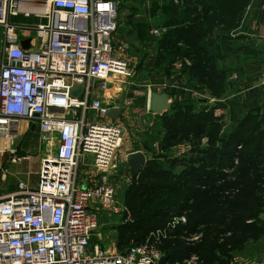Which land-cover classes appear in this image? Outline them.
Returning <instances> with one entry per match:
<instances>
[{
  "label": "built area",
  "instance_id": "obj_1",
  "mask_svg": "<svg viewBox=\"0 0 264 264\" xmlns=\"http://www.w3.org/2000/svg\"><path fill=\"white\" fill-rule=\"evenodd\" d=\"M123 21L114 0H0V136L14 142L25 120L47 148L38 186L20 181L0 198V264H161L148 244L117 252L94 241L97 212L117 206L108 171L117 169L125 134L107 116L122 107L106 94L135 75L122 57L128 43L114 37ZM27 39L29 50L21 45ZM79 86L82 95L72 97ZM91 113L107 121L90 120ZM10 153L11 163L20 160L17 150Z\"/></svg>",
  "mask_w": 264,
  "mask_h": 264
},
{
  "label": "rangeland",
  "instance_id": "obj_2",
  "mask_svg": "<svg viewBox=\"0 0 264 264\" xmlns=\"http://www.w3.org/2000/svg\"><path fill=\"white\" fill-rule=\"evenodd\" d=\"M180 1L183 2V0ZM252 2L253 0L247 6L245 13L248 7L251 6ZM132 11L133 9H131V12ZM124 17H126L125 22H129L131 17ZM124 17L122 16V19H124ZM158 17L160 18L159 22L163 25V14L161 12H159ZM230 33L226 32L221 36H226ZM148 36L150 39V35ZM32 37H37L36 31H32L31 38ZM214 37H217V33L213 35V38ZM151 38L152 39L149 40L150 42L154 40L158 42V39H161L162 37L157 39L153 35ZM219 41L220 40H215L220 46L219 50H214L213 47L211 50L214 54L219 53L221 56V53H225V51H222V43ZM39 42L40 41L38 40V43ZM167 49L168 47H165L163 50H158V54H162V66L160 69L158 68L159 66L156 68L154 67L155 65L153 66L149 64V62L143 60L137 65L138 70L145 71L142 75L138 76L135 72L136 69L134 71L135 75L127 80L128 82L124 84L122 82H115V86L106 94L110 99L109 102L114 103L115 105L124 106L125 113L119 118L117 123L125 129V134L122 142V152H118L117 155V169L108 171V175L112 179V184L115 185L117 190L115 197L117 206L111 210L97 212V214L100 215V226L94 241L98 242V244L105 250L113 251L116 249L117 252H121L136 243L148 244L154 252H157L162 256L161 262H164V256L167 252L166 243L172 244L169 251H171V248H174V245L176 244L178 246L177 248L188 249L192 252L187 260L174 264H235L236 262H239L240 264H264V206L255 205V217L252 220L247 221L246 226L234 227L231 226L230 223H227L226 225L215 224L210 226H195L193 229H189L190 231H183V229H181L184 226H189L190 228L192 218L194 215H197L193 210L195 201L201 199L204 196L203 194L213 188H217L220 184L236 181L239 172L244 169V166L241 164L242 156L255 145L250 147H237V155L239 157L237 156L234 161H231L232 167L221 171L222 177H226L223 178L221 182L209 179L210 176L208 177L210 173L213 174L217 172L218 169L220 158L218 155V147L220 146V144L217 143L218 136L226 131L234 130V121L243 120L248 112H244L240 118V114L238 116L233 112L226 113L222 116H215V112L213 111L211 116L206 118L208 119L207 121L213 123V126L216 128V131H214L212 135L209 133L203 136V138H185L182 135L177 138L176 142H172L170 147H163L161 143L160 148L166 152V155L164 154L165 158L158 163H160V167H165L169 170V174L150 176V179H144L143 181H136L133 178L131 167L128 164V161H126L127 157L125 159L126 153L136 149L150 151L147 154V163V161L155 157L152 156V153L154 155L156 152H159L152 147L151 140L153 135L146 131L148 127L141 121L143 115L150 113L153 114L148 108L149 92L152 90L158 91L163 89H165L164 91H168V89L173 87V82L171 86L167 85L168 81H173L171 80V77L173 76L178 80L177 87L180 88L184 86L186 89H189L186 85H190V88L192 89V91H190L191 101L195 102L196 106H199L200 109L204 107L208 108L206 112H210V109L213 107L224 105L226 102H231V100L227 98L229 97L228 95L231 94V89H229L230 81H228L231 72L230 74L225 73L223 77V86L219 90L220 95H212L210 89L208 90L206 88L207 85L205 83H201L197 78L194 79V77H192L190 67L196 62L191 59L190 56H188V58H185L183 55L175 56L174 53H169ZM223 62L224 61L220 58L218 61L219 66L217 65L218 69H221L222 67L226 68ZM171 65H173V68ZM188 71L189 80L186 82V85H184L181 82L183 77L180 75ZM179 91L184 92L183 89H179ZM208 92L210 94H207ZM201 97H205L204 100L208 102L207 105L201 103ZM212 99L214 100L213 102H211ZM263 109H258L257 112L252 113V118L245 128L246 130L252 128L255 124H264ZM228 118L231 120L227 121ZM89 119L97 122L107 121V119L104 120L92 113L90 114ZM262 129L264 130V125ZM36 134H38V131L35 128V131H31L28 138L25 140V150H27L28 154L31 153L32 156L19 167L21 169L20 172L22 173L21 177L30 182L34 187L39 183V175L41 171L40 158L42 156L45 157L47 152V148L44 144L39 155L32 152L33 148H30V142L28 143V141L36 142L38 140ZM17 139L20 140V137ZM32 146H34V144H32ZM188 147H190L191 150L189 153L188 151H182V149ZM199 147L201 148L199 154L203 159L200 160L201 162H196L193 158L198 155L197 148ZM260 154V159L262 160L261 163L264 164V150H262ZM89 168V166L85 169L81 167L80 174L85 175L87 171L89 172ZM14 169L15 170L12 171H18L17 167ZM198 170L202 175H205L206 178L200 183L195 181L192 177V172H198ZM246 174H249L251 179L263 176L260 184L261 186L264 184V171L262 169L251 170ZM157 182H166L169 186L164 189H161L160 187L157 189L152 188L151 191L146 192L145 196H143L144 193H141L142 195L139 197L140 200L136 206L145 207L146 205L151 204V209L150 211L142 210L137 215H134L130 206L134 205L135 199L140 196V192L131 189L132 186L137 184L142 188L149 186V188H151L155 186V183ZM175 187L180 190L178 192H181L182 196L195 195V199L191 202H184V199L179 197V195L166 193L168 189ZM237 188L240 191L248 190L245 187ZM237 192L238 191L235 193ZM152 193L153 197L150 196ZM224 195H227V193ZM247 200L249 201V204H251L252 201L250 196ZM173 201L176 203L173 204ZM252 208L253 205L251 204L250 209L252 210ZM155 209H158L160 215L156 216L154 214ZM142 219H146L145 222H141L140 220ZM157 231H160V236H152V238H150L151 232ZM131 236L136 237L134 239L128 238ZM137 236L140 237L137 238ZM259 260L260 262H258Z\"/></svg>",
  "mask_w": 264,
  "mask_h": 264
},
{
  "label": "trees",
  "instance_id": "obj_3",
  "mask_svg": "<svg viewBox=\"0 0 264 264\" xmlns=\"http://www.w3.org/2000/svg\"><path fill=\"white\" fill-rule=\"evenodd\" d=\"M251 1L183 0L181 2L180 0H167L161 8H158L163 14V25L168 28H174L169 29L165 33L161 46L163 49L168 47L167 50L169 53H174L175 56L183 55L185 58L190 56L196 62L190 67L192 77L194 79L197 78L201 83H205L207 85L206 88L208 90L210 89L212 95H220L219 90L223 86V77L225 73L230 74V71L224 67L221 69L217 68L221 56L219 53L214 54L211 49L213 47L214 50H219L220 46L215 40H220L217 38H222L223 36L221 35L223 33H230L240 26L245 10ZM156 8L154 7L153 9L155 10ZM153 13L155 14L156 12L153 11ZM216 33L217 37L213 38V35ZM168 92L174 95L173 91L170 92L168 90ZM192 103L193 105L189 104V102L175 103L173 101L171 111L159 116L166 130L165 137L162 141L163 147H170L171 143L176 142L177 138L182 135L185 138H203L206 134L211 133L212 135L216 131L213 123H209L207 121L208 119H206L211 116L213 111L206 112L208 108L204 107L200 109L194 102ZM257 111L258 109L249 110L243 120L234 121V130L226 131L218 136L217 143L220 144L218 147V155L220 156L218 169L217 172L208 175V177L210 176L209 179H214L215 181L221 182L223 178H226L225 176L222 177L221 171L232 167L231 161H234L235 157L238 156V146H255L243 154L241 164L244 166V169L239 172L236 181L220 184V186L207 191L201 199L194 202L193 210L197 215H194L192 218L190 228L189 226L181 228L183 231H190L189 229H193L195 226L226 225L227 223H230L234 227L246 226L247 221L255 217V205L264 206V184L262 186L260 184L263 176L251 179L249 177L250 175L246 174L248 171L255 169H262L264 171V164L261 163L262 160L260 159V153L264 150V130L262 129L264 124H255L252 128L245 129L252 118V113ZM197 149L198 155L193 159L196 162H201L200 160L203 159L199 154L201 148L199 147ZM18 153L22 155V152ZM159 161L156 157L147 161L141 172L133 174V178L136 181H143L144 179H150V176L169 174V170L165 167H160ZM192 173L193 179L198 183L206 179L205 175H202L199 170L198 172ZM155 186L151 188H149L150 186L142 188L137 184L132 186L131 189L140 192V196L135 199L134 205L130 206L134 215H137L142 210L150 211L151 209V204L145 207L136 206L140 200L139 197L142 195L141 193H144L143 196H145L146 192L151 191L152 188L157 189L160 187L164 189L168 188L167 186L169 185L166 182H157ZM237 187H245L248 190L240 191ZM178 191L180 190L175 187L168 189L166 193L179 195V197L184 199V202H191L195 199V195H186L184 197ZM236 191L238 192L235 193ZM153 193L150 196L153 197ZM225 193L227 195H224ZM249 196L251 197V204L253 205L252 210L250 209L251 204L247 200ZM172 203L174 204L176 202L173 201ZM154 214L156 216L160 215L158 209L154 210ZM145 220L142 219L140 221L145 222ZM135 237L131 236L128 238L134 239ZM141 244L136 243L135 245ZM171 245L170 243H166L167 252L164 256V262L162 261L161 264H174L187 260L190 257L192 253L190 250L177 248L178 246L176 244L169 251Z\"/></svg>",
  "mask_w": 264,
  "mask_h": 264
},
{
  "label": "crops",
  "instance_id": "obj_4",
  "mask_svg": "<svg viewBox=\"0 0 264 264\" xmlns=\"http://www.w3.org/2000/svg\"><path fill=\"white\" fill-rule=\"evenodd\" d=\"M114 1L119 3L121 16L131 17L129 22H125L126 17H124L123 25H121L114 36L117 44L128 43L129 45L130 50L122 57L129 62L133 72L137 69V65L143 60L145 62H149V64L153 66L155 65L154 67L156 68L159 66L158 68L160 69L162 66V54H158V50H163L161 45L165 33L169 29H174L172 27L168 28L159 22L160 18L158 17V14L161 11L158 8H161L167 0ZM154 7L157 8L154 10ZM250 7L251 8L246 11L240 26L232 30L229 35L223 36L219 41L222 43V51H225V53H221V59L224 61V66H226V68L231 72L228 80L230 81L229 89H231V94L228 95L229 97H227L229 100H231V102H226L224 105H218L217 107L210 109L215 112V116H222L226 113L233 112L238 116L240 114L241 118V115H243L244 112L247 113L251 109L254 110L264 108V0H253ZM131 9L134 11L131 12ZM153 11L156 13L154 14ZM12 20L17 24H37L39 22L35 18H14ZM154 29L160 30V36H154L157 39L162 37L161 39H158V42H156V40L152 42L149 41L152 39L151 37H153ZM31 35L32 33L29 34V36ZM148 35H150V39L148 38ZM171 67L173 68V65H171ZM135 72L139 76L145 71L137 69ZM180 76L183 77L181 79L182 84L186 85V82L189 80V71L184 72ZM171 80H173V87L168 90L170 92H174L173 101L175 103L189 102V104L193 105V101H191L190 96V91H192L190 85H186V87H189V89L186 91H184L185 87L183 86L182 88H184V92H182L177 89L178 80L173 76L171 77ZM259 81H262V83L257 85V82ZM164 90L165 89L158 91L156 90V92L162 93ZM207 94L210 93L208 92ZM106 98L108 101L110 100L108 96ZM116 106L124 108L123 105L116 104ZM141 118L142 123L144 122V124L148 127L146 131L153 135L151 140L152 147L155 148L156 151H159L154 155L152 153V156H155L159 160H163L165 158L164 154L166 155V152L161 150L160 145L165 137L166 130L163 126L161 118L151 113L143 115ZM230 120L229 118L227 119V121ZM108 121L110 120L108 119ZM31 131H35V129L32 130L30 123L23 120L20 123V132L18 135L20 140L16 139L14 142L8 143L2 136H0V198H5L7 195L15 192L20 181L27 183L29 187L33 189L38 186L37 185L34 187L30 182L24 180L21 177L22 173L20 172L21 169L19 168L23 162L29 160L32 156L31 153H27L24 144ZM37 131L38 134H36V136L38 140L36 142L28 141V143L30 142V148H33L32 152H35L36 155H39L40 151L43 149V144L45 146L46 144L42 142L40 131L38 129ZM32 144H34V146H32ZM121 149L122 146L119 150V153L122 152ZM13 150H17V153L22 152V155H19L18 153L20 160L16 163H11L10 161V151L12 152ZM182 151H188L189 153L191 150L190 147H188L182 149ZM133 152L143 153L145 159L147 160V154L150 151L148 152L141 149L132 150L126 153L125 159L128 154ZM43 159L44 156L40 158L41 168ZM152 159L153 158H151V160ZM16 167L18 171H12L15 170L14 168Z\"/></svg>",
  "mask_w": 264,
  "mask_h": 264
},
{
  "label": "water",
  "instance_id": "obj_5",
  "mask_svg": "<svg viewBox=\"0 0 264 264\" xmlns=\"http://www.w3.org/2000/svg\"><path fill=\"white\" fill-rule=\"evenodd\" d=\"M22 48L25 50L30 49V39L21 41ZM262 81L257 82V85L261 84ZM168 86L172 85V81H168ZM84 91L83 86H79L72 90V97H80ZM173 98L174 95L169 93L167 90L162 93H158L155 90H152L149 95L148 100V108L150 112L157 116H162L173 108ZM125 112L124 108H110L107 113L108 118L113 121L119 119ZM35 129V126L32 127V130ZM128 164L131 167V171L133 174L139 173L142 171L146 159L143 153L141 152H133L128 154L127 156ZM261 260V259H260ZM260 260L258 262H260Z\"/></svg>",
  "mask_w": 264,
  "mask_h": 264
}]
</instances>
